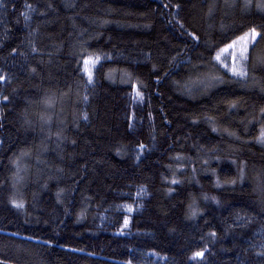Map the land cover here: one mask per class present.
<instances>
[{"label": "trees", "instance_id": "trees-1", "mask_svg": "<svg viewBox=\"0 0 264 264\" xmlns=\"http://www.w3.org/2000/svg\"><path fill=\"white\" fill-rule=\"evenodd\" d=\"M0 75V264H264V0H0Z\"/></svg>", "mask_w": 264, "mask_h": 264}, {"label": "snow or ice", "instance_id": "snow-or-ice-1", "mask_svg": "<svg viewBox=\"0 0 264 264\" xmlns=\"http://www.w3.org/2000/svg\"><path fill=\"white\" fill-rule=\"evenodd\" d=\"M27 7L31 8V5H28ZM22 15H24L25 20L29 19V16L27 13H22ZM189 35H192L194 39H197V40L199 39L198 37H196L192 33H189ZM259 35H260V33L257 32V30L255 28H252V29H250V31L248 33L245 34V37H243L241 39H246V38L250 37V40L248 42H254ZM235 44H236V41H233L232 44L226 45L225 49L233 48ZM225 49H221V51H224ZM15 51L16 50L13 49V52H15ZM33 51H36V49L33 48ZM247 53H248V48H247V44H245V46L242 47L238 53H235L233 55L232 66L230 68H228V65H224V67L228 68V70L231 72L233 77L240 78V79H247L248 78L249 73H248V68L246 67V61L248 59ZM215 59L219 61L220 56L217 55ZM99 60H100V56L97 55L94 58L93 57H86L83 61L84 71L87 74L88 83H92V81H93V73L91 71L90 66H94ZM237 60L239 61L238 64H237ZM5 79H6V77L4 75H0V81H3ZM217 79H219V78L212 76V77H210L209 82L215 81ZM137 95L140 96L142 94L137 91ZM3 99L7 100L8 97L5 96V97H3ZM84 99H87V97H84ZM232 106L234 107L235 105L233 104ZM261 113L264 114V108L261 109ZM84 118L87 119L86 114H85ZM213 131H217V129L213 128ZM229 135H234V133H229ZM256 142L260 143V144H264V127H261L260 134H259V136L256 137ZM140 147L143 148L144 146L140 145ZM244 178H245L244 167L242 165L240 168V180L243 181ZM172 183L175 184V183H178V181H176L174 179L172 181ZM231 183L234 184V183H236V181L233 180V181H231ZM260 199H261V203H264V187L260 188ZM12 204L15 207H23V203L20 201H17V200H12ZM129 210H131V208H129ZM192 214L196 215L197 214L196 210H193ZM124 224H125V226L128 224L127 219H125ZM211 235L215 236V233H211ZM206 251H207L206 248L199 250V251H195L192 254V259L203 258ZM260 254L264 255V253H260ZM129 264H130V262H129Z\"/></svg>", "mask_w": 264, "mask_h": 264}, {"label": "rangeland", "instance_id": "rangeland-1", "mask_svg": "<svg viewBox=\"0 0 264 264\" xmlns=\"http://www.w3.org/2000/svg\"><path fill=\"white\" fill-rule=\"evenodd\" d=\"M245 34H243L242 36H240L234 40V41H236V44L234 45L233 48L225 49V47H224L223 49H225V50L220 51L217 54L220 56V60L218 61L219 63H221L223 66L228 65V68H230L232 66V63H233V55L235 53H238L239 50L245 46V44H247V48H249L250 44L252 43V42H248L250 40V37L246 38V39H241V38L245 37ZM230 44H232V42ZM238 63H239V61L237 60V64Z\"/></svg>", "mask_w": 264, "mask_h": 264}]
</instances>
